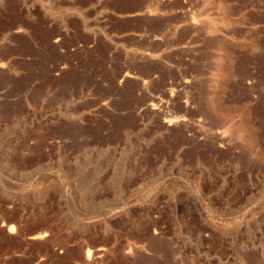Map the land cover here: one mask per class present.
<instances>
[{
  "label": "rangeland",
  "instance_id": "1",
  "mask_svg": "<svg viewBox=\"0 0 264 264\" xmlns=\"http://www.w3.org/2000/svg\"><path fill=\"white\" fill-rule=\"evenodd\" d=\"M0 264H264V0H0Z\"/></svg>",
  "mask_w": 264,
  "mask_h": 264
},
{
  "label": "bare ground",
  "instance_id": "2",
  "mask_svg": "<svg viewBox=\"0 0 264 264\" xmlns=\"http://www.w3.org/2000/svg\"><path fill=\"white\" fill-rule=\"evenodd\" d=\"M126 78V76L124 75V79ZM186 109V108H185ZM178 117V116H177ZM167 125V124H166ZM102 251V250H101ZM100 252V251H99ZM102 253V252H101Z\"/></svg>",
  "mask_w": 264,
  "mask_h": 264
}]
</instances>
